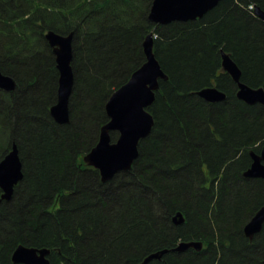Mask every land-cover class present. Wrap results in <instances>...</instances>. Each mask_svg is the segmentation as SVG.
I'll return each instance as SVG.
<instances>
[{
  "label": "trees",
  "instance_id": "trees-1",
  "mask_svg": "<svg viewBox=\"0 0 264 264\" xmlns=\"http://www.w3.org/2000/svg\"><path fill=\"white\" fill-rule=\"evenodd\" d=\"M152 3L0 0V72L17 84L0 89V162L16 144L24 173L12 200L0 202V264H14L18 245L49 249L51 264H139L199 239L202 252L150 264H263L264 228L252 242L242 229L264 205V181L241 172L264 144V107L237 98L221 50L243 83L264 88V21L255 15L264 0H222L202 19L167 25L149 20ZM48 31L74 33L68 125L50 115L59 72ZM150 33L169 77L149 108L155 126L132 169L103 183L83 159L109 122L111 95L145 63ZM206 87L227 99L206 102L197 94ZM179 211L187 220L177 226Z\"/></svg>",
  "mask_w": 264,
  "mask_h": 264
},
{
  "label": "water",
  "instance_id": "water-1",
  "mask_svg": "<svg viewBox=\"0 0 264 264\" xmlns=\"http://www.w3.org/2000/svg\"><path fill=\"white\" fill-rule=\"evenodd\" d=\"M222 0H153L149 20L157 25L172 22H188L202 19ZM255 15L264 21V10L257 7ZM45 39L55 56L56 68L59 72L57 102L50 108V115L59 125L70 123V99L74 89L75 75L73 70L74 33L61 35L48 31ZM154 33L144 40L143 51L145 63L136 70L128 82L117 89L106 104L109 122L101 128L98 144L84 157V162L99 170L103 183L111 181L119 172H129L139 158L140 142L147 139L155 126V120L149 108L156 100V92L160 89V81H168L169 77L161 67L154 52ZM222 69L230 75L238 85L237 98L246 104L264 106V88H252L241 81L242 71L233 59L221 50ZM17 88L15 80L0 72V89L13 92ZM198 96L208 103H219L227 99V95L217 87H206L197 92ZM117 132L118 139L113 142L111 133ZM254 163L245 173L251 178H264L263 157L251 152ZM23 164L16 144L0 162V202L10 201L15 188L23 181ZM175 225L185 223L184 215L178 212L173 219ZM264 226V206L261 207L245 228L250 239L262 231ZM201 242L180 243L175 252H185L190 248L200 251ZM169 252L162 250L145 257L139 264H150L160 261ZM47 248L18 245L13 254L14 264H51Z\"/></svg>",
  "mask_w": 264,
  "mask_h": 264
},
{
  "label": "flooded vegetation",
  "instance_id": "flooded-vegetation-1",
  "mask_svg": "<svg viewBox=\"0 0 264 264\" xmlns=\"http://www.w3.org/2000/svg\"><path fill=\"white\" fill-rule=\"evenodd\" d=\"M155 41V40H154ZM143 43H144V41H143ZM235 83V82H234ZM236 85H237V83H235ZM237 92H238V85H237V91H236V96H237ZM261 105V104H260ZM263 106V105H262ZM264 107V106H263ZM257 147V146H256ZM251 152H254L256 155H258V156H260V157H263V154H264V144H261L260 146H259V148H257V150H251L250 151V154L249 155H247L246 157H248L249 158V162H248V165L246 166V170L243 172H241V176L244 178V179H251V180H257V179H259V180H261V181H264V178H251V177H247V176H245V173L252 167V165H253V163H254V158H253V156H252V154H251ZM241 156H243V155H241ZM240 156V157H241ZM84 160V159H83ZM84 164L87 166V167H90V168H93V169H95L94 167H92V166H89V165H87L85 162H84ZM262 164L264 165V159L262 160ZM95 170H97V169H95ZM98 172H99V170H97ZM99 174H100V172H99ZM100 177H101V175H100ZM264 206V205H263ZM263 206H261V207H263ZM260 207V208H261ZM259 208V209H260ZM258 209V210H259ZM257 210V211H258ZM257 211L256 212H254L253 213V215L250 217V219L249 220H247L245 223H244V225H243V233H244V235L247 237V235L245 234V228H246V226L250 223V221L253 219V217L255 216V214L257 213ZM179 212H181V211H179ZM178 212H176L173 216H172V222H173V219H174V216L177 214ZM183 215H184V213L183 212H181ZM184 218H185V223H186V220H187V218H186V216L184 215ZM184 223V224H185ZM173 224H174V222H173ZM175 225V224H174ZM183 225V224H182ZM180 226V225H179ZM263 228H264V226H263ZM263 230V229H262ZM262 232V231H261ZM261 232H259V233H261ZM259 233H256L254 236H253V238L252 239H250L249 237H247L251 242L252 241H254V239H255V237L259 234ZM184 242H186V243H190V242H201L202 244H203V247H202V249L200 250V251H197L196 249H194V248H190V249H188L187 251H185V252H188V251H190V250H194L195 252H202L206 247H205V243L202 241V240H189V241H184V240H179L178 242H177V244H176V246L171 250V249H164V250H168L169 252H167L164 256H166V255H168L169 253H171V252H175L174 251V249L176 248V247H178V245L180 244V243H184ZM175 253H184V252H175ZM163 256V257H164ZM163 257H162V259H163ZM161 259V260H162ZM263 264H264V261H263Z\"/></svg>",
  "mask_w": 264,
  "mask_h": 264
}]
</instances>
